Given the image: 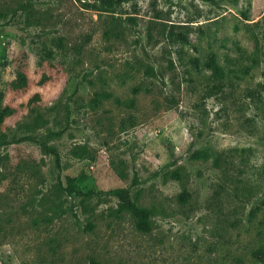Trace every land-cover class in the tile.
Returning <instances> with one entry per match:
<instances>
[{
	"label": "rangeland",
	"instance_id": "374dc122",
	"mask_svg": "<svg viewBox=\"0 0 264 264\" xmlns=\"http://www.w3.org/2000/svg\"><path fill=\"white\" fill-rule=\"evenodd\" d=\"M92 260L264 264V0H0V264Z\"/></svg>",
	"mask_w": 264,
	"mask_h": 264
},
{
	"label": "trees",
	"instance_id": "16d2710c",
	"mask_svg": "<svg viewBox=\"0 0 264 264\" xmlns=\"http://www.w3.org/2000/svg\"><path fill=\"white\" fill-rule=\"evenodd\" d=\"M126 0H101V2L106 5L108 8H113L116 3H121ZM217 71V67L213 65ZM85 178L83 175L76 178H69V186L67 188L68 192L72 196H84V197H93L105 193L106 195L115 196L120 201V210L129 212L136 220L137 228L145 233L152 231L151 225V212L150 210L140 207L130 197V193L126 188H117L109 191H94L89 190L87 192L80 189L78 183L84 181ZM91 264H99L96 260H92Z\"/></svg>",
	"mask_w": 264,
	"mask_h": 264
}]
</instances>
